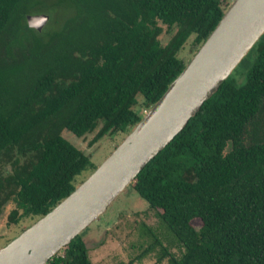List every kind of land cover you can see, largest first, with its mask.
Returning a JSON list of instances; mask_svg holds the SVG:
<instances>
[{"label":"trees","instance_id":"1","mask_svg":"<svg viewBox=\"0 0 264 264\" xmlns=\"http://www.w3.org/2000/svg\"><path fill=\"white\" fill-rule=\"evenodd\" d=\"M224 0H0V216L32 224L97 165L61 134L126 135L227 10ZM226 5V6H225ZM61 13L38 31L30 14ZM177 256L166 264H264V33L131 183ZM200 219L201 225H192ZM151 231L150 229L148 230ZM46 264H94L82 234Z\"/></svg>","mask_w":264,"mask_h":264},{"label":"water","instance_id":"2","mask_svg":"<svg viewBox=\"0 0 264 264\" xmlns=\"http://www.w3.org/2000/svg\"><path fill=\"white\" fill-rule=\"evenodd\" d=\"M45 13L26 16L38 31ZM264 33V0H233L159 100L96 169L51 211L0 248V264H46L99 217L218 89Z\"/></svg>","mask_w":264,"mask_h":264},{"label":"rangeland","instance_id":"3","mask_svg":"<svg viewBox=\"0 0 264 264\" xmlns=\"http://www.w3.org/2000/svg\"><path fill=\"white\" fill-rule=\"evenodd\" d=\"M224 1L227 2L228 9L233 0ZM61 16V13L53 15V20L49 16L40 31L49 29L53 25L58 27L63 17ZM192 39L189 38L179 52V57L186 63L196 53L191 45ZM141 101L139 97L135 107L143 116L147 110L144 109ZM96 131L82 137H76L67 130H62L61 134L98 166L121 143L126 134H107L91 144ZM89 175L90 173L85 172L79 176L77 186ZM14 207V203L9 202L0 216V248L32 225L30 219H24L16 225L9 224L8 214ZM156 212L149 208L148 203L136 193L131 184L128 185L106 210L81 232L90 260L94 264H166V258L158 262L159 245H153V248L148 250V247L154 244L153 233L162 241L163 246L169 247L170 244V235ZM191 223L196 228L201 225L200 219H193ZM169 249L177 256L180 254L176 246L170 244Z\"/></svg>","mask_w":264,"mask_h":264}]
</instances>
